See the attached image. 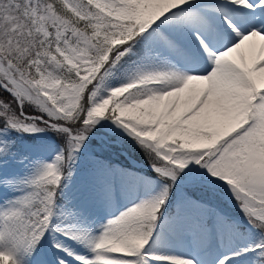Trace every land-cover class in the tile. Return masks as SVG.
<instances>
[{"label":"snow or ice","instance_id":"obj_1","mask_svg":"<svg viewBox=\"0 0 264 264\" xmlns=\"http://www.w3.org/2000/svg\"><path fill=\"white\" fill-rule=\"evenodd\" d=\"M0 264H264V0H0Z\"/></svg>","mask_w":264,"mask_h":264}]
</instances>
